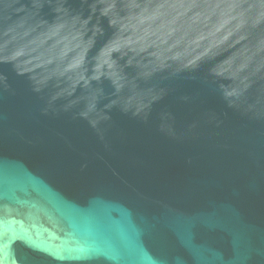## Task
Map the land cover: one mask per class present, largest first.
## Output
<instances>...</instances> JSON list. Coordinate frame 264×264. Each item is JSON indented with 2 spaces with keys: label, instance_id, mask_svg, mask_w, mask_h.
Wrapping results in <instances>:
<instances>
[{
  "label": "water",
  "instance_id": "water-1",
  "mask_svg": "<svg viewBox=\"0 0 264 264\" xmlns=\"http://www.w3.org/2000/svg\"><path fill=\"white\" fill-rule=\"evenodd\" d=\"M0 264H264V0H0Z\"/></svg>",
  "mask_w": 264,
  "mask_h": 264
}]
</instances>
